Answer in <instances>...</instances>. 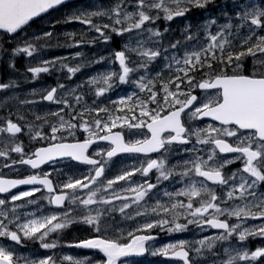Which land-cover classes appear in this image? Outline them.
<instances>
[{"label":"snow or ice","instance_id":"snow-or-ice-1","mask_svg":"<svg viewBox=\"0 0 264 264\" xmlns=\"http://www.w3.org/2000/svg\"><path fill=\"white\" fill-rule=\"evenodd\" d=\"M68 5L0 0V264H264V0ZM60 8L49 28L85 26L72 43L30 31ZM21 56L33 80L103 67L20 99Z\"/></svg>","mask_w":264,"mask_h":264},{"label":"flooded vegetation","instance_id":"flooded-vegetation-1","mask_svg":"<svg viewBox=\"0 0 264 264\" xmlns=\"http://www.w3.org/2000/svg\"><path fill=\"white\" fill-rule=\"evenodd\" d=\"M66 8H60L58 11H50V15L54 14V17H51L50 15H45L43 19H38L36 24H34L32 26V28L30 29V31H39V30H48L50 29L48 27V21L51 19H55V18H59L62 16V11L65 10ZM198 20L203 19V13L202 12H193L191 15V19L193 21V19L198 18ZM194 22V21H193ZM61 24H59L60 26ZM57 26V25H56ZM64 27V25H62V28ZM55 33V32H54ZM56 35L58 33H55ZM58 39H53L51 41V44L55 45L57 43L60 44H67V43H72L73 40L72 38L69 37H65L64 35L60 36L57 35ZM76 39H79V35L76 36ZM76 51H81L83 53V56L77 59H69V66H75L78 63L84 62V61H89L91 59H93V54L94 53H101L103 52L104 54H106L107 49L104 48L103 46L97 44L95 46H91V45H82L80 48H67V47H61V48H51V49H47L45 51H43L42 53H49V54H53V55H59V54H72L75 53ZM70 57V56H69ZM19 59V57H18ZM103 66L102 65H91L88 66L86 64L85 67H83L81 69L80 72H78L74 77H72L71 79H67L68 77V73L67 70L64 69L62 71H54L51 75L48 74H41L38 78H36L35 80L32 79L31 75H25L27 77V79H21V80H17L18 85H22L24 86V88H27L28 93L32 92V90H34V88H37L40 84H47L49 87H53L56 86L57 83V78H59V82L60 83H64V84H72L74 85L75 83L79 82L81 79H85L88 76L95 74L98 70H100ZM4 74L3 72H0V79H3ZM29 98H32L29 96ZM36 99H39V96L37 95L35 97ZM43 105H47V102H44ZM54 107V106H53ZM40 114H43L42 112ZM126 163H131V161H126ZM239 165H233V167H238ZM26 188V187H24ZM30 207H34V206H30ZM251 223H258V221L252 222L250 221L249 224ZM191 227V226H190ZM214 231V230H213ZM185 237L190 238V234H184ZM161 239L162 241H167L170 238L165 236L164 234H161ZM261 243V241L257 238L256 240H252L250 243V246L253 245H259ZM38 245H32L29 244L28 247L29 248H35ZM69 254H72L73 252L75 253H79L81 256L85 255L88 253V250H82V249H75V250H69L68 249ZM149 256L147 255L145 258H148ZM159 257H156V259H158Z\"/></svg>","mask_w":264,"mask_h":264},{"label":"rangeland","instance_id":"rangeland-1","mask_svg":"<svg viewBox=\"0 0 264 264\" xmlns=\"http://www.w3.org/2000/svg\"><path fill=\"white\" fill-rule=\"evenodd\" d=\"M80 1H77V2H75V3H71V4H69V6H68V8H71L74 4H77V3H79ZM68 9L66 8L65 10H63L62 11V13H64L65 11H67ZM53 16H55V15H53ZM62 25H64V27L62 28ZM85 26H83V25H80L79 23H70V24H61L60 26H59V24L55 27V29L53 30V29H48V30H53L55 33H58L57 35H60V36H62L63 35V33L65 32V31H68V32H77L78 33V31L81 29V28H84ZM78 35V34H77ZM73 54V53H72ZM42 55L45 57V58H52L53 57V55L52 54H49V53H42ZM59 56H71V54H68V53H66V54H64V55H62V54H60ZM67 63H69L68 61H67ZM12 78L13 79H16V80H21V79H25V77L24 76H22V75H20V74H15V75H12ZM8 79V76L5 78V80H7ZM45 88H49V86L47 85V84H45V83H43V84H40L37 88H34V90H36V92L37 93H39V92H41L43 89H45ZM17 90H19V92H26L27 91V88H24V86H22V85H18V87L16 88V91ZM39 96V95H38ZM46 105H38L37 106V111H38V114H40L42 111V109L45 107ZM32 208L33 207H30V209L29 210H32ZM207 234H211V233H207ZM160 262H161V259H159V260H152V259H145V260H143V261H141V264H160Z\"/></svg>","mask_w":264,"mask_h":264},{"label":"trees","instance_id":"trees-1","mask_svg":"<svg viewBox=\"0 0 264 264\" xmlns=\"http://www.w3.org/2000/svg\"><path fill=\"white\" fill-rule=\"evenodd\" d=\"M173 26V25H172ZM24 57V56H23ZM19 68H22V61L20 60V65H19ZM10 95H12V94H6L5 93V95H4V97L5 96H10ZM12 104H18V101L17 100H11L10 101V103H9V107H15V106H17V105H12Z\"/></svg>","mask_w":264,"mask_h":264},{"label":"water","instance_id":"water-1","mask_svg":"<svg viewBox=\"0 0 264 264\" xmlns=\"http://www.w3.org/2000/svg\"><path fill=\"white\" fill-rule=\"evenodd\" d=\"M69 1H72V0H69Z\"/></svg>","mask_w":264,"mask_h":264}]
</instances>
